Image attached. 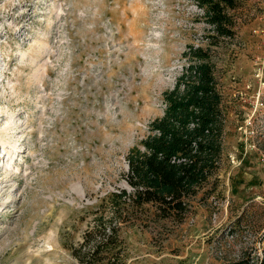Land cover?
<instances>
[{
    "label": "rangeland",
    "instance_id": "obj_1",
    "mask_svg": "<svg viewBox=\"0 0 264 264\" xmlns=\"http://www.w3.org/2000/svg\"><path fill=\"white\" fill-rule=\"evenodd\" d=\"M242 1L235 37L214 40L194 0H0V264H82L71 249L115 222L97 204L128 189L124 154L188 45L218 77L217 179L180 221L147 208L122 225L123 264H264V0Z\"/></svg>",
    "mask_w": 264,
    "mask_h": 264
},
{
    "label": "trees",
    "instance_id": "obj_2",
    "mask_svg": "<svg viewBox=\"0 0 264 264\" xmlns=\"http://www.w3.org/2000/svg\"><path fill=\"white\" fill-rule=\"evenodd\" d=\"M194 2L210 28L208 37H235L242 0ZM183 54L182 71L162 92V114L148 122V133L124 154L128 189L114 188L97 204L111 209L115 222L110 219L106 226L98 219L71 249L82 264H123L122 225L145 223L138 212L147 208L159 219L177 214L180 221L193 197L205 192L207 181L217 179L225 119L218 77L207 49L188 45Z\"/></svg>",
    "mask_w": 264,
    "mask_h": 264
},
{
    "label": "built area",
    "instance_id": "obj_3",
    "mask_svg": "<svg viewBox=\"0 0 264 264\" xmlns=\"http://www.w3.org/2000/svg\"><path fill=\"white\" fill-rule=\"evenodd\" d=\"M259 62L262 63L261 66L259 67V70L263 71L264 70V64H263L264 61H262V62L259 61ZM257 78L259 79V82H257L258 89L256 92V100H255L256 103L259 101V99L263 98V94H262L260 89H261V87L264 88V78H263L262 74H258ZM255 107H257V104H255Z\"/></svg>",
    "mask_w": 264,
    "mask_h": 264
},
{
    "label": "bare ground",
    "instance_id": "obj_4",
    "mask_svg": "<svg viewBox=\"0 0 264 264\" xmlns=\"http://www.w3.org/2000/svg\"><path fill=\"white\" fill-rule=\"evenodd\" d=\"M2 143H3V142H2ZM2 143L0 142V148H1L2 150H4V147L2 146V145H3ZM7 156H8V154L4 152L3 155H1V158L3 159L4 157H7ZM4 170H6V167H5ZM5 174H6V173H5ZM7 175H8V174H7ZM5 177H6V175L4 176V178H5ZM7 178H8V177H7ZM1 181L3 182L4 179H2ZM1 181H0V183H2ZM4 182H5V181H4Z\"/></svg>",
    "mask_w": 264,
    "mask_h": 264
}]
</instances>
